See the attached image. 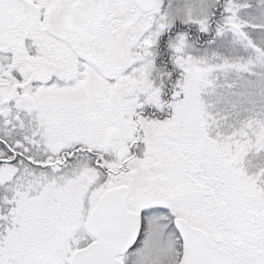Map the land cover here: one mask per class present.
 <instances>
[{"label": "snow or ice", "instance_id": "6c2138e0", "mask_svg": "<svg viewBox=\"0 0 264 264\" xmlns=\"http://www.w3.org/2000/svg\"><path fill=\"white\" fill-rule=\"evenodd\" d=\"M0 264H264V0H0Z\"/></svg>", "mask_w": 264, "mask_h": 264}]
</instances>
